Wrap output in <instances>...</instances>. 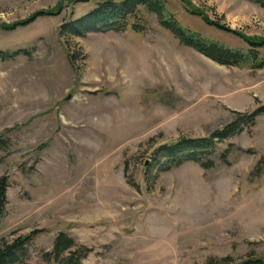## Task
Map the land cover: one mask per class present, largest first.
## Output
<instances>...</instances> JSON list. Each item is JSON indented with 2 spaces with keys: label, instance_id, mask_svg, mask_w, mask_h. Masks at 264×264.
Masks as SVG:
<instances>
[{
  "label": "rangeland",
  "instance_id": "rangeland-1",
  "mask_svg": "<svg viewBox=\"0 0 264 264\" xmlns=\"http://www.w3.org/2000/svg\"><path fill=\"white\" fill-rule=\"evenodd\" d=\"M102 1L0 0V246L35 234L25 264H57L44 255L62 233L75 244L63 264L72 252L81 264L264 258V114L208 167L166 172L152 157L264 105V68L209 59L145 7L122 32L61 33ZM159 1L210 43L248 54L264 41L256 3Z\"/></svg>",
  "mask_w": 264,
  "mask_h": 264
},
{
  "label": "trees",
  "instance_id": "trees-1",
  "mask_svg": "<svg viewBox=\"0 0 264 264\" xmlns=\"http://www.w3.org/2000/svg\"><path fill=\"white\" fill-rule=\"evenodd\" d=\"M264 8V0H248ZM138 7H145L147 10L157 14L162 25L172 32L180 41L189 47H192L202 55L221 65H240L246 59L251 58L258 69L264 68V58L259 60L258 50L264 47L263 42H251V50L248 54L239 51H233L220 46L217 43H210L200 38L195 33L183 28L174 18L165 13V8L159 0H104L87 15L63 26L62 30L76 36H85L92 32H122L127 29L129 24V14H134ZM39 15H43L40 13ZM136 31H140L137 24H133ZM264 114V105L259 107L249 115H239L237 119L222 129L215 131L210 137L206 138H181L176 142L164 144L158 147L152 154V157L161 158L162 171H170L178 168L187 162L199 164L201 167H208L205 163L216 150L218 142L224 141L229 137L239 134L243 127L255 124L256 119ZM8 179H0V219L7 205ZM35 234L26 237H20L12 243L0 246V264H25L29 255V247ZM74 241L65 234H59L56 238L53 251L44 255L47 261H53L57 264H63L65 261L63 255L74 246ZM89 250H84L87 255ZM81 258L75 256L72 252L71 258L67 262L72 264H81ZM62 262V263H61ZM233 259L226 257L221 260H211L208 264H230ZM233 264H264V258L250 257L248 260Z\"/></svg>",
  "mask_w": 264,
  "mask_h": 264
},
{
  "label": "water",
  "instance_id": "water-1",
  "mask_svg": "<svg viewBox=\"0 0 264 264\" xmlns=\"http://www.w3.org/2000/svg\"><path fill=\"white\" fill-rule=\"evenodd\" d=\"M71 99H72V95H68V96L65 98L64 102H67V101H69V100H71Z\"/></svg>",
  "mask_w": 264,
  "mask_h": 264
}]
</instances>
